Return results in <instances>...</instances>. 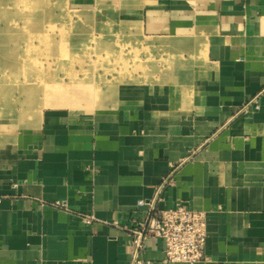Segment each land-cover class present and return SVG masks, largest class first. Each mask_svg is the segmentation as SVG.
<instances>
[{
    "label": "crops",
    "instance_id": "0c3cea01",
    "mask_svg": "<svg viewBox=\"0 0 264 264\" xmlns=\"http://www.w3.org/2000/svg\"><path fill=\"white\" fill-rule=\"evenodd\" d=\"M72 2L113 14L149 72L0 149V264H137L141 201L207 213L196 264H264V0ZM138 261L168 264L163 241Z\"/></svg>",
    "mask_w": 264,
    "mask_h": 264
},
{
    "label": "rangeland",
    "instance_id": "374dc122",
    "mask_svg": "<svg viewBox=\"0 0 264 264\" xmlns=\"http://www.w3.org/2000/svg\"><path fill=\"white\" fill-rule=\"evenodd\" d=\"M112 16L72 0H0V149L39 125L46 108L100 104L148 74L132 61L131 41L118 38ZM62 88L76 100H57Z\"/></svg>",
    "mask_w": 264,
    "mask_h": 264
},
{
    "label": "built area",
    "instance_id": "2783aa9c",
    "mask_svg": "<svg viewBox=\"0 0 264 264\" xmlns=\"http://www.w3.org/2000/svg\"><path fill=\"white\" fill-rule=\"evenodd\" d=\"M254 105L259 108L256 100L251 101L244 110ZM140 206L148 207L147 218L139 223V228L130 230L134 235L136 247L134 263L138 261V254L144 246V240L150 236L161 239L165 246V257L168 264H196L205 259L207 245V213L178 206L159 212L158 217L153 214L156 211L154 201H141ZM63 206L62 204H57ZM89 222L90 219L86 218Z\"/></svg>",
    "mask_w": 264,
    "mask_h": 264
}]
</instances>
